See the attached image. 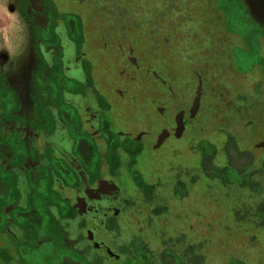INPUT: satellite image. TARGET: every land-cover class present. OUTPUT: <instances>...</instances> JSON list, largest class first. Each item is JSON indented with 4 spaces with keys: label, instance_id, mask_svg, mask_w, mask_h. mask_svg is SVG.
Listing matches in <instances>:
<instances>
[{
    "label": "flooded vegetation",
    "instance_id": "obj_1",
    "mask_svg": "<svg viewBox=\"0 0 264 264\" xmlns=\"http://www.w3.org/2000/svg\"><path fill=\"white\" fill-rule=\"evenodd\" d=\"M56 5L17 0L23 60L8 66L10 56H0V264H34L31 253L41 250L44 264H207L202 249L212 235L176 226L171 202L199 198L198 187L214 203L232 202L237 213L249 200L256 213L264 188L255 192L242 183L257 175L234 157L226 156L225 165L215 156L185 160L179 147L169 159L146 156L143 146L125 148L122 140L113 151L103 120L118 106L104 91L101 63L108 60L114 75L113 62L131 56L124 42L94 33L87 17L60 14ZM84 139L97 149L94 171L78 153ZM208 160L215 184L186 175ZM233 173L240 179L221 184ZM167 217L172 220L164 223ZM254 225L262 228L257 220Z\"/></svg>",
    "mask_w": 264,
    "mask_h": 264
},
{
    "label": "rangeland",
    "instance_id": "obj_2",
    "mask_svg": "<svg viewBox=\"0 0 264 264\" xmlns=\"http://www.w3.org/2000/svg\"><path fill=\"white\" fill-rule=\"evenodd\" d=\"M55 2L60 14L81 13L91 31L114 36L117 44L124 42V52L131 56L125 63L122 58L113 62L114 75L108 60L101 63L102 71L106 70L101 80L104 91L116 96L118 106L103 120L112 149L122 140L125 148L146 147V156L154 153L169 159L179 147L178 156L185 160L215 156L224 164L226 156L238 158L237 164L257 175L251 182L243 181V186L253 191L264 188V0ZM18 21L22 20L17 0H0V56H10L3 65L23 60L18 55L21 50L3 46L5 30L15 31ZM8 71L17 76L15 69ZM83 142L78 153L94 171L97 149L90 140ZM211 163L208 160L200 171L185 173L215 184L210 180ZM239 179L233 173L221 184ZM194 190L199 198L193 195L171 202L173 217L176 226L189 229L190 234L212 235L202 249L207 264H264V205L255 213L256 204L247 200L237 213L232 202L214 203L198 187ZM170 220L167 217L164 223ZM256 220L262 228L254 225ZM215 221L217 227L214 224L209 231L207 225ZM190 239L197 241L194 235ZM44 254L32 252L30 259L44 264Z\"/></svg>",
    "mask_w": 264,
    "mask_h": 264
},
{
    "label": "clouds",
    "instance_id": "obj_3",
    "mask_svg": "<svg viewBox=\"0 0 264 264\" xmlns=\"http://www.w3.org/2000/svg\"><path fill=\"white\" fill-rule=\"evenodd\" d=\"M14 28L15 31H13L12 28L5 30L3 46L10 48L14 52H17L22 50V45L24 44L26 37L22 22L18 21Z\"/></svg>",
    "mask_w": 264,
    "mask_h": 264
}]
</instances>
